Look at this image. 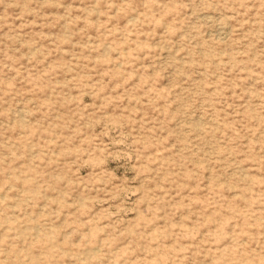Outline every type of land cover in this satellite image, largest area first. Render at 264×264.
I'll use <instances>...</instances> for the list:
<instances>
[{"label":"rangeland","instance_id":"rangeland-1","mask_svg":"<svg viewBox=\"0 0 264 264\" xmlns=\"http://www.w3.org/2000/svg\"><path fill=\"white\" fill-rule=\"evenodd\" d=\"M0 264H264V0H0Z\"/></svg>","mask_w":264,"mask_h":264}]
</instances>
